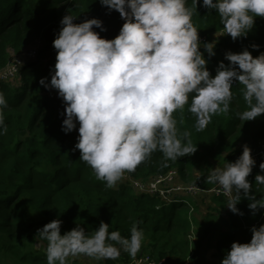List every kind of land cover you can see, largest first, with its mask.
Returning <instances> with one entry per match:
<instances>
[{
    "label": "trees",
    "instance_id": "16d2710c",
    "mask_svg": "<svg viewBox=\"0 0 264 264\" xmlns=\"http://www.w3.org/2000/svg\"><path fill=\"white\" fill-rule=\"evenodd\" d=\"M187 6L194 9L192 22L201 42H216L215 56L200 49L213 77L220 61L230 63L225 59L228 51L238 53L248 48L254 57L264 52V17H257L247 36L234 41L224 32L219 14L204 8L202 0L197 8L193 0H188ZM69 13L76 17L74 23L102 20L107 31L95 26L94 30L107 39L118 36L126 22L117 10L109 12L100 0H0V70L10 61V50L21 54L35 40L45 42L40 43L35 59H25L19 84L0 80V90L8 103L4 110L8 130L0 135V264H47V241L38 236V229L57 218L63 221L62 235L77 225L91 233L104 221L110 225L109 231L118 230L130 237L131 227L137 224L145 239L136 256L147 253L157 259L173 258L179 264H221L234 242H250V229L264 224V208L253 215L243 192L237 205L243 215L227 207L225 195L213 194L221 211L212 208L216 211L207 214L205 227L197 230L198 240L192 245L190 236L197 223L193 214L198 209L195 202L177 196L167 207L158 196L136 192L128 183L117 182L109 188L80 160L81 153L75 149L79 124L71 133L62 130L65 103L58 90L40 84L44 77L50 83L57 56L53 41L62 27L61 20ZM218 33L221 35L216 39ZM254 44L259 48H253ZM232 91L229 112L213 115L203 131H196V117L188 111V104L174 113L178 134L190 132L192 144L197 145L194 154L168 160L165 167L163 153L156 151L131 172L133 176L148 181L177 169L183 181L210 189L215 184L207 182L213 162H235L247 144L252 155L260 156L247 179L252 194L258 200L264 199V185L255 180L257 174L264 175L259 168L264 161V114L241 121L238 113L248 107L243 86L234 82ZM195 167L200 171L197 178ZM210 250L215 261L207 259ZM133 259L122 250L118 259H104V264H123ZM68 264L79 262L68 258Z\"/></svg>",
    "mask_w": 264,
    "mask_h": 264
},
{
    "label": "clouds",
    "instance_id": "9594fccd",
    "mask_svg": "<svg viewBox=\"0 0 264 264\" xmlns=\"http://www.w3.org/2000/svg\"><path fill=\"white\" fill-rule=\"evenodd\" d=\"M199 2L193 0L196 8ZM100 3L109 12L117 10L126 21L119 35L102 38L94 30L95 26L107 31L102 20L74 23L76 17L66 14L53 41L57 56L50 83L44 77L40 84L58 90L66 112L62 130L71 133L79 124L75 149L107 187L126 183L120 181L125 172L135 171L156 151L163 153L165 167L168 160L196 152L191 133L178 134L174 117L186 104L196 117V131H203L213 115L229 112L233 84L238 81L248 106L238 113L240 120L251 121L264 114V52L254 57L248 48L238 53L228 51L225 59L230 63L220 61L213 77L200 49L215 56L216 42H201L188 0ZM202 6L219 14L224 32L234 41L247 36L257 17H264V0H202ZM7 107L0 90V135L8 130L4 119ZM255 164L251 148L245 144L235 162L209 169L207 182L222 188L229 197L227 207L234 214H244L237 207L242 192L253 215L264 208V199L252 194L247 179ZM259 168L264 171V161ZM255 180L264 185V175L257 174ZM62 224L57 218L38 229V236L47 241V264H68L69 257L81 254L115 260L122 250L135 258L145 239L137 224L131 227L130 237L118 230L109 231L110 225L104 221L91 233L77 225L62 235ZM250 230L251 241L234 242L221 264H264V224Z\"/></svg>",
    "mask_w": 264,
    "mask_h": 264
},
{
    "label": "built area",
    "instance_id": "2783aa9c",
    "mask_svg": "<svg viewBox=\"0 0 264 264\" xmlns=\"http://www.w3.org/2000/svg\"><path fill=\"white\" fill-rule=\"evenodd\" d=\"M39 50V48H38ZM37 49H30L29 51L25 49L20 56L10 59L6 67L0 70V80L15 82L21 81L19 71L26 58H34L38 54ZM34 55V56H33ZM18 77V80H17ZM261 155L264 156V151L262 150ZM255 160L258 159L259 154L252 155ZM181 176L177 169H172L164 175H158L153 178L144 181L142 179H137L133 176L131 172H125L124 176L120 180L121 182H126L133 187L136 192H144L150 195H156L164 202L171 203L173 199L177 196H191L198 194L199 192H206L195 182H185L180 180ZM216 195H225L222 188L218 185L216 188L210 189ZM209 191V190H208ZM227 196V195H225ZM169 258L157 259L152 257L147 253H141L136 256L133 260L123 263V264H169Z\"/></svg>",
    "mask_w": 264,
    "mask_h": 264
},
{
    "label": "rangeland",
    "instance_id": "374dc122",
    "mask_svg": "<svg viewBox=\"0 0 264 264\" xmlns=\"http://www.w3.org/2000/svg\"><path fill=\"white\" fill-rule=\"evenodd\" d=\"M221 34L218 33L216 34V39L220 36ZM40 43H45L44 40L40 41V39H37L35 40V42H33L28 48L27 50L29 51L30 49H37L40 46ZM39 51V50H38ZM10 55H11V59L16 57V59L21 55H18V54H15L12 50H10ZM34 56V55H33ZM20 57H25L24 55L20 56ZM36 57L32 58V59H35ZM17 80H18V77H17ZM14 83L15 85L19 84V81H15V82H12ZM227 155V153H224V156ZM227 164L222 161V160H216L213 162V167L211 169H214L216 168L217 166L223 168L225 167ZM195 170V176L196 178L199 176L200 174V171H199V167H195L194 168ZM210 174V172H209ZM181 180V178H180ZM182 181V180H181ZM119 183V182H118ZM218 186V184H214V186H212V188H216ZM202 188L204 191L206 192H199L198 194H195V195H191L190 197H187L188 199H191L193 202H195L198 206V209L196 210V212H194L193 216H194V219L197 220V223L194 224V230L190 236V240H191V243L192 245H194L197 240H198V233H197V230L198 229H202L205 227V224H206V216L207 214H209L210 211H216V210H213L212 208L215 207L217 209V211H221V208L214 202V200L212 199L213 197V192L212 188L208 189V188ZM209 190V191H208ZM233 195H235V191H233ZM226 198L229 200V197L226 196ZM167 207H170L172 204L168 203V202H165ZM226 213L222 211V215H225ZM69 259L71 260H74L76 259L79 264H104V259H101V260H97L95 258H92V257H88V256H78V257H69ZM207 259L210 260V261H215L216 258L213 256V250H210L207 254ZM191 262V261H189ZM169 264H179L177 263V261L173 258H171L169 260Z\"/></svg>",
    "mask_w": 264,
    "mask_h": 264
}]
</instances>
